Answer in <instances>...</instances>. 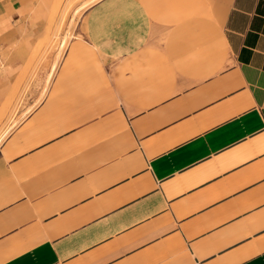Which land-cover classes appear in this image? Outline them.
<instances>
[{"label": "crops", "instance_id": "0c3cea01", "mask_svg": "<svg viewBox=\"0 0 264 264\" xmlns=\"http://www.w3.org/2000/svg\"><path fill=\"white\" fill-rule=\"evenodd\" d=\"M0 264H264V0H0Z\"/></svg>", "mask_w": 264, "mask_h": 264}, {"label": "rangeland", "instance_id": "374dc122", "mask_svg": "<svg viewBox=\"0 0 264 264\" xmlns=\"http://www.w3.org/2000/svg\"><path fill=\"white\" fill-rule=\"evenodd\" d=\"M88 1H91V0H88ZM87 3V2H86ZM77 5V4H76ZM70 6H71V4H70ZM85 5L83 4L82 6H73L74 7V9L76 8V12L78 13L79 11H81L82 9H84L85 7H84ZM70 8V7H69ZM68 8V6H67V10L69 9ZM77 22H78V19H75L73 16H72V18L71 19H67L66 20V22H65V24L62 26V27H64V26H66V32H65V34H63V36H55V38H54V40H53V42L54 43H56V44H58L60 41H62V42H67L68 41V39L70 38V37H72V35H73V31H72V27H74L75 25H77Z\"/></svg>", "mask_w": 264, "mask_h": 264}]
</instances>
